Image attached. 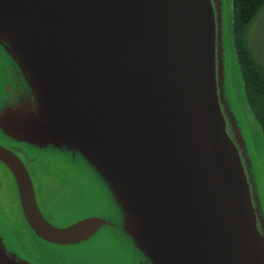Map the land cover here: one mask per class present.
<instances>
[{
    "label": "water",
    "instance_id": "95a60500",
    "mask_svg": "<svg viewBox=\"0 0 264 264\" xmlns=\"http://www.w3.org/2000/svg\"><path fill=\"white\" fill-rule=\"evenodd\" d=\"M223 35L221 0H0V53L27 91L1 110L0 129L65 156L109 210L56 227L23 162L0 146L38 240L107 257L100 241L116 240L119 264H264ZM4 238L0 264H33Z\"/></svg>",
    "mask_w": 264,
    "mask_h": 264
},
{
    "label": "flooded vegetation",
    "instance_id": "af4514ba",
    "mask_svg": "<svg viewBox=\"0 0 264 264\" xmlns=\"http://www.w3.org/2000/svg\"><path fill=\"white\" fill-rule=\"evenodd\" d=\"M27 96L26 88L12 63L0 53V112L8 106H13L24 100ZM0 146L14 153L27 168L37 196L39 208L44 217L56 227L64 228L82 218L92 215L108 213V207L102 199L100 190L95 183L87 177H80V171L76 165L69 163L65 156L51 149H38L25 144L17 143L5 136L0 129ZM46 159L48 165H39V159ZM80 189L84 192L79 199ZM94 195L93 201H91ZM90 202L95 205L93 211H89ZM88 204V206H87ZM14 208L18 211L19 218L28 231L22 212L20 210L16 183L12 173L0 162V234L5 237L7 245H12L16 253L33 264H65L69 256H79L75 248L55 247L40 241L43 247L56 249L60 255L56 262H45L36 256L28 254L23 246L30 247L26 243V235L17 239L10 234L11 230L7 224ZM31 232V231H30ZM32 233V232H31ZM33 234V233H32ZM34 235V234H33ZM34 238L38 240L35 235ZM23 244V245H22ZM8 245V246H9ZM95 254H83L81 257L91 261ZM65 257V258H64ZM115 262L113 257H104L100 261ZM77 264H80L77 262ZM82 264V263H81ZM127 264V263H126Z\"/></svg>",
    "mask_w": 264,
    "mask_h": 264
},
{
    "label": "rangeland",
    "instance_id": "374dc122",
    "mask_svg": "<svg viewBox=\"0 0 264 264\" xmlns=\"http://www.w3.org/2000/svg\"><path fill=\"white\" fill-rule=\"evenodd\" d=\"M221 1L224 31L225 96L246 145L264 216V137L261 128L249 109L245 99L243 80L239 64L236 59L232 36L233 0ZM249 41L256 60L262 66H264V12L259 16L256 23L253 25L250 32ZM45 160L46 159L43 158L39 159V165H48V162ZM83 193L84 192L80 189L79 199ZM94 197L95 196L92 195L91 201H93ZM94 208H96V206L92 205L90 202L88 210L93 211ZM10 216L11 217L6 221V225H8L11 230L10 234L12 236L15 235L17 239H19L27 233L26 236L28 237H26V243L30 244V247L23 246L22 251H26L28 254L36 256V258H39L45 262L57 261L55 257L58 258L60 253L56 249L49 248L48 246L43 247L40 244L41 242L36 240L34 235L26 229L23 222L19 218L18 211L15 212L13 208ZM115 242L108 238H104L103 241H100V243L105 245L110 254H114L112 257L115 262L104 260L100 261L107 255L99 253L93 255L91 257V261L86 260L80 255L77 257V259L69 256L68 260L65 259V264H77V262L80 264H119V258H125L126 254L123 251H119V243L116 240ZM94 245L98 247L97 242H94Z\"/></svg>",
    "mask_w": 264,
    "mask_h": 264
},
{
    "label": "trees",
    "instance_id": "16d2710c",
    "mask_svg": "<svg viewBox=\"0 0 264 264\" xmlns=\"http://www.w3.org/2000/svg\"><path fill=\"white\" fill-rule=\"evenodd\" d=\"M232 36L239 64L245 99L264 137V66L255 58L250 46V32L264 12V0H233Z\"/></svg>",
    "mask_w": 264,
    "mask_h": 264
}]
</instances>
